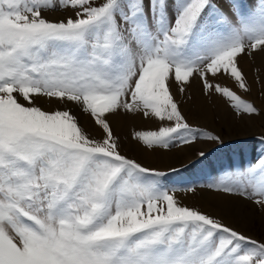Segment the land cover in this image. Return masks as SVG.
Returning <instances> with one entry per match:
<instances>
[{
    "label": "snow or ice",
    "instance_id": "obj_1",
    "mask_svg": "<svg viewBox=\"0 0 264 264\" xmlns=\"http://www.w3.org/2000/svg\"><path fill=\"white\" fill-rule=\"evenodd\" d=\"M258 52L264 0H0V264H264V241L183 205L175 193L195 188L122 154L109 120L158 121L133 133L148 150L223 143L188 123L172 87L195 80L259 116L225 82L249 91L240 59ZM39 98L78 106L101 135ZM222 175L204 187L264 208V156Z\"/></svg>",
    "mask_w": 264,
    "mask_h": 264
},
{
    "label": "rangeland",
    "instance_id": "obj_2",
    "mask_svg": "<svg viewBox=\"0 0 264 264\" xmlns=\"http://www.w3.org/2000/svg\"><path fill=\"white\" fill-rule=\"evenodd\" d=\"M48 13H50L51 15H49ZM54 13L56 14V16ZM45 15L48 19L53 20L61 18V16L64 14L61 12H46ZM257 63H259L260 65ZM240 67L246 75V79L249 84V91L244 92L239 90L235 87V85L232 84L231 81L225 82L232 86L233 90L236 91L237 94L242 97V99L253 103L254 106L260 110L259 116H253L250 118L252 120V128H239L237 127V125L226 128L224 125L218 123V121L217 124H213L211 127H209L199 121L190 119L188 116V111H185L182 108L184 94H180L178 89H176L177 87H172L173 94L177 102L180 104L181 111L185 115L188 123L190 125H193L194 127L201 129L202 131L211 132L213 135H218L223 143L199 139L190 147L183 148L182 151H180L179 160H175V162L167 165L148 163L140 158L135 150L133 151L131 146L125 144L122 138L121 131L117 130L110 118L109 120L111 122L114 135L119 139L120 150L122 154L136 159L145 167L167 173V177L164 180V183L168 184L170 187L184 188L185 186H192L195 188L194 193L183 191L175 193V195L183 205L197 208L206 214L221 219L223 223L246 236H249L258 241H264V216L262 214V212H264V208L256 205L248 199H245L244 197L216 192L208 189L207 187H204L208 183L212 182L213 179H224L225 181L229 180L230 177L222 175L226 169L230 170L237 166L243 168L249 163L254 164L258 158L264 156V143L261 142V138H264V91L262 93L260 92L261 87L259 83L261 79L259 80L258 77V75H260L259 73L264 74V53L258 52L252 57H241ZM250 78L256 80V87H258L257 90L260 92H258L257 96L253 94L254 83ZM36 103L44 110H71L72 114L78 118L80 124L83 126L84 130L87 133H90L93 137L101 135L91 118L87 114L83 113L78 106H75L71 103L64 105L59 104L56 101L50 102L48 98H39L37 99ZM225 103L230 113L235 118H238L229 107L228 103L226 101ZM212 112H216L215 107L212 108ZM216 113L219 115L220 110ZM247 118L249 117H244V119ZM156 126L157 127L154 130H157L161 125L158 122ZM154 130L148 129L146 131ZM145 149L153 155H156L160 150H148L147 148ZM201 151L207 153V158L206 160H203L202 163L197 164L195 167H193L192 162L198 158V154ZM172 169H177L178 171L173 172ZM205 192H209L212 195L218 196H230L231 209L226 210V212L223 209L219 208L213 202H206L204 198ZM232 198L234 200H232ZM250 217H253V221L247 222L250 221Z\"/></svg>",
    "mask_w": 264,
    "mask_h": 264
},
{
    "label": "bare ground",
    "instance_id": "obj_3",
    "mask_svg": "<svg viewBox=\"0 0 264 264\" xmlns=\"http://www.w3.org/2000/svg\"><path fill=\"white\" fill-rule=\"evenodd\" d=\"M48 14L51 15L50 13H48ZM55 16H56V14H55ZM259 63H257V64H259ZM244 68H246V67H244ZM249 71H250V69H249ZM259 74H260V75H258L259 80L261 79L260 83H259L260 87H261L260 92L262 93L264 91V78H263L264 74H261V73H259ZM250 79L254 83L253 84V94L257 96L259 91L257 90L258 87H256V82H255L256 80H254L253 78H250ZM173 86H175V85H173ZM213 107H215L216 112H218L220 110L219 115L216 112L215 113L212 112ZM182 108H183V110L188 111V116L190 119L195 120V121H199V122H201L204 125H207L209 127H211L213 124H217V121H218V123L224 125L226 128H229V127L235 126V125H237V127H239V128H245V127L252 128V124H251L252 120L250 118H247V119H244V118L241 119L239 117L235 118L230 113L225 101L222 98L220 99L219 97H217L215 95L204 96L202 94L199 83L195 80L193 81L191 86H189L187 88L186 92L184 93V97H183V101H182ZM109 118L113 122V124L115 125L117 130L121 131L122 138H123L125 144L128 146H131L133 151L135 150V152L138 154V156L140 158H142L143 160H145L146 162L159 164V165H161V164L167 165V164H170L172 162H175V160H179L180 151H182L183 148L171 149L168 151L160 149L156 155H153V154H150V152H148L144 147H142L140 143H138L136 140L133 139V133L134 132L146 131L148 129L154 130L157 127L156 125L158 124V121H156L155 119H146V118H143L141 115L133 116L131 114H129V115L118 114L115 116H110ZM82 120H84V119H82ZM204 198H205L206 202L211 201L214 204H216L219 208L223 209L224 211L231 209L230 208V202H231L230 196H225V195L218 196V195H212L209 192L208 193L205 192ZM232 200H234V199L232 198ZM241 204H242V202H241ZM262 214L264 216V212H262ZM260 216H262V215H260ZM249 219H250V221H247V222L253 221V217H250Z\"/></svg>",
    "mask_w": 264,
    "mask_h": 264
}]
</instances>
